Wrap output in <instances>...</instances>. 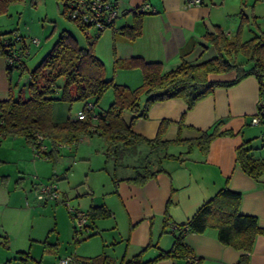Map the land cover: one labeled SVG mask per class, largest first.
<instances>
[{"label":"crops","instance_id":"0c3cea01","mask_svg":"<svg viewBox=\"0 0 264 264\" xmlns=\"http://www.w3.org/2000/svg\"><path fill=\"white\" fill-rule=\"evenodd\" d=\"M257 1L252 0L249 5L252 21L261 19L254 11ZM248 2L201 0L198 4L186 5L185 0H117L118 16L114 27L101 31L94 43L95 54L105 67V78L129 88L139 86L142 73L138 67H114L115 60L133 56L161 62L163 72L176 68L182 59L198 63L212 58L216 51L205 34L219 26L227 36L233 35L239 13L242 20L249 17ZM140 6L144 8L141 33L128 40L121 28L131 23L133 9ZM253 30L250 29V36ZM234 75L229 71L211 74L210 78L228 80ZM9 92L14 95L5 58L0 56V100L7 98ZM103 97L108 104L112 102L111 88L103 93L100 101ZM261 98L264 94L260 93L259 82L255 75L249 74L233 85L216 87L191 109L186 108L182 98L152 103L147 116L135 121L133 131L152 138L157 134L160 122L166 120L161 140L168 141V145L164 149L157 146L150 153L152 170H159L143 184L125 178L142 163L143 156L149 152L147 144L125 148L118 165L113 157L106 158L105 142L97 133L82 135L76 142L58 143L55 158H42L33 156L31 143L23 136L0 132V162H13L16 169L13 173V168L0 169V264H31V261L50 264V258L59 248L58 238L51 246L43 245L36 262L31 248L40 240L32 237L31 224L20 223L15 216L22 211L31 213V209H42V205L44 210L53 207L54 218L61 211V217L68 220L67 211L64 212L60 204L62 199H72L71 206L85 211L91 206H102L107 211L106 216L91 220L88 237L84 238L87 234L76 235L79 240L87 239L85 249L81 248L86 244L84 242L74 251L60 256H71L72 264H84L83 260L99 255H105L111 262H119L142 250L143 259L154 257L172 245V225L185 223L224 185L241 193L240 212L255 215L259 226L264 227V173L254 179L235 161L236 148L243 141H248L254 157L264 158V121L251 123ZM77 114L71 117L76 118ZM123 116L128 120L130 113L125 111ZM52 117L59 120L53 110ZM215 124L223 133L213 137L208 149L202 151L195 139ZM44 143L48 151L50 142H45L44 138ZM76 144L73 157L69 159L61 148L69 145L71 152V147ZM76 172L81 179L75 177ZM44 179L56 182L59 201L29 206L27 193L31 194L35 184ZM56 226L55 221L52 229ZM71 231L70 237L74 238L73 227ZM57 234L59 236L60 231ZM105 235H108L107 239ZM185 241L200 257L198 264H237L242 253L247 255L246 264H264V234H257L249 252L222 243L216 230L211 228L203 233H188ZM151 264L191 263L164 258Z\"/></svg>","mask_w":264,"mask_h":264},{"label":"trees","instance_id":"16d2710c","mask_svg":"<svg viewBox=\"0 0 264 264\" xmlns=\"http://www.w3.org/2000/svg\"><path fill=\"white\" fill-rule=\"evenodd\" d=\"M16 1L19 0H0V12L5 11L9 3ZM57 1L61 5V13L67 19L76 22L84 32L88 45L79 46L77 39L70 32L62 30L50 50L36 67L28 72L29 78L26 84L28 97L24 98L21 94L14 96L9 92L7 98L0 100V132L23 136L30 143L34 141L36 134H41L51 145L48 151L43 152L44 158L48 156L55 158L58 143L76 142L82 135L95 133L105 142L106 158L113 157L118 165L121 164L120 158L125 148L134 147L138 143L147 144L149 152L143 156L142 163L125 178L143 184L159 170H152L150 153L157 146L164 149L168 145V141L161 140L166 120L160 122L157 134L152 138L133 131L135 121L147 116V110L152 103L170 98H182L186 102V108L191 109L196 102L212 93L216 87L233 85L249 74L255 75L259 82L260 93L264 94V28L258 27L252 31L250 37L243 40L240 34L241 27L236 34L227 36L219 26H215L211 32L205 34L216 51L212 58L198 63L182 59L176 68L165 72L162 71L161 62L146 61L139 56L127 60H115L114 67H138L141 70V84L129 88L115 83L113 79L105 78L104 64L94 51V43L99 33L105 28H113L117 17L114 22L106 24L101 29H95L91 22L68 15V11L73 9L79 0ZM115 2L118 12L117 0ZM143 13L144 8L141 6L133 9L131 23L121 28V33L126 39L132 40L140 35ZM89 28L95 30L93 36L88 34ZM19 39L21 40V36L13 38L11 32L0 31V56L5 58L13 52L26 54L27 52H24L27 49L26 45L16 44ZM22 55L17 63L6 65L9 79L14 67L19 68L20 71L26 70ZM229 71L235 73L231 79L210 78L211 74ZM58 77L63 78L61 85L56 82ZM109 88L113 91V100L105 110L97 111L99 118L94 127H91L88 118L67 117L60 121L52 117L54 101L81 100L84 109L86 103L92 101L96 107L98 100ZM125 111L130 113L128 120L124 119ZM220 133L223 132L218 131V124H215L211 129L202 131L195 139V143L202 151H206L213 137ZM235 161L254 179L264 173V158L252 155L248 141H243L236 148ZM240 199V192L224 185L210 199L202 203L185 223L172 225V245L167 250H160L152 258L143 259L142 250L131 258L119 262H111L105 255L88 258L82 262L84 264H151L160 259L171 258L198 264L200 257L196 256L193 248L186 243L185 236L188 233H203L210 228L216 230L217 238L222 243L249 252L257 234H264V227L259 226L255 215L240 212ZM86 212L89 230L92 219L107 215V211L102 206H91ZM167 221L165 216V223ZM73 228L75 232L81 231L74 225ZM89 234L90 231L84 238ZM80 240L75 236L74 241ZM246 261L247 255L242 253L237 264H246Z\"/></svg>","mask_w":264,"mask_h":264},{"label":"rangeland","instance_id":"374dc122","mask_svg":"<svg viewBox=\"0 0 264 264\" xmlns=\"http://www.w3.org/2000/svg\"><path fill=\"white\" fill-rule=\"evenodd\" d=\"M251 1L252 0H249L246 6V10L249 16L248 19L242 20V14L240 15L239 13V21L237 22V25L235 26L233 32V34H236L238 32V28L241 27L240 34L243 40L250 37V29L256 30L258 29V26L264 28V21H262V19H264V16H262L264 15V2H262V0H258L256 2L254 11L256 12V15H259V17H261V19H258L257 21H252L253 17H251L249 7ZM61 9V5L58 3L57 0H19L16 2L9 3L7 5L6 10L0 12V31L11 32L13 38L21 36V40H17L16 44L19 46L25 44L27 47V53L22 55V61L26 66V70L20 71L19 68L14 67L11 72V88L14 92V95L17 96L21 94V96L24 98L28 97L29 93L26 87L29 78L28 72L35 68L36 65L44 57V55L50 50L53 43L56 41L58 34L62 30H67L68 32H70L77 39L79 46L88 45L84 32L80 29L76 22L67 19V17L61 13ZM225 30L227 31V28ZM94 33L95 30L93 28H89L88 34L93 36ZM32 38H37L39 40V43H33L31 40ZM56 82L58 85H61L63 82V78L58 77L56 79ZM100 99L96 103V111L103 110L101 105L103 107L106 106L107 108L110 104L105 101V97H103L101 101ZM52 110L55 115H58V119L62 121L67 117H71L72 115L77 114V111H83L84 104L81 100L77 99H73L70 101L56 100L54 101ZM45 142H49V140L45 138ZM77 146L78 144L73 145L71 147V152L68 149L69 145H65L61 149L63 151V154H65V156L71 159L74 154V149ZM76 161H80L78 156ZM4 167L6 169L13 168V170H11V173L16 170L14 163L10 161L0 162L1 171H3ZM75 177L77 179H81V175H79V172H76ZM32 180L33 182H35L36 179H34L32 176ZM27 194H29V206L33 207L34 203L38 205H41L43 203L35 198L34 188L31 191V194ZM70 200L68 199L66 201H68L70 205H73ZM60 204L64 208V212H66L67 210L63 202H61ZM41 208L42 209H37L36 211L31 209V213L22 211L15 217L16 220L20 223L22 222L23 224H31V235H33L32 237H37L40 240V242L33 243V248H31V255L35 257L33 260H36V262L40 259L39 256L42 252L41 249L43 245L44 247L46 246V244L51 246V243H56V237L58 238L57 242L59 248L56 254H54L55 256L50 258V264H59V259L61 258L60 256H62V254L67 251H74V249H76L77 247L79 248L81 246V243H86L87 239L74 241V238L77 234L86 235L87 232L84 230H81L79 232L74 231V238H71L70 231L73 227V222L68 212H66V217L68 219L66 220L65 218L61 217V211L58 212V215L56 216V218H54L55 216L53 215L54 212L52 210V206L50 207L52 208L51 210H44L42 205ZM55 221L57 226L53 230L52 226ZM57 231H60L59 236L57 234ZM48 235V240L44 241V239ZM107 237L108 235H105L106 239ZM93 240L95 242V239ZM85 246H87V243L83 244V247L81 248L85 249ZM47 262L48 261H46V263ZM31 264L38 263H35V261H31Z\"/></svg>","mask_w":264,"mask_h":264},{"label":"built area","instance_id":"2783aa9c","mask_svg":"<svg viewBox=\"0 0 264 264\" xmlns=\"http://www.w3.org/2000/svg\"><path fill=\"white\" fill-rule=\"evenodd\" d=\"M201 0H185L186 5L198 4ZM264 2V0H262ZM115 0H79L76 2L73 9L68 11V15L72 18H79L91 22V25L95 29H101L106 24L114 22L117 17V9ZM18 38V36H17ZM33 43L38 44L37 38L31 39ZM27 52V49L24 50ZM21 53L13 52L11 55L5 57V64H15L21 58ZM77 119L88 118L91 121V127L96 124L99 113L95 109V105L92 101H88L85 105V109L80 111ZM264 121V98L259 99L255 113L251 118L252 124H258ZM1 123V121H0ZM31 149L34 157H42L43 152L47 150V146L44 143V137L41 134H36L34 141L31 143ZM35 198L43 203L59 201V192L57 184L53 179H47L45 181L35 184L34 187ZM64 206L73 222V225L79 229L84 230L87 233L90 231L88 227V215L83 209L71 206L68 201L62 199ZM73 258L66 256L59 260V264H72Z\"/></svg>","mask_w":264,"mask_h":264}]
</instances>
